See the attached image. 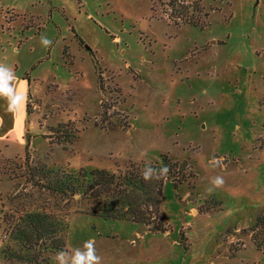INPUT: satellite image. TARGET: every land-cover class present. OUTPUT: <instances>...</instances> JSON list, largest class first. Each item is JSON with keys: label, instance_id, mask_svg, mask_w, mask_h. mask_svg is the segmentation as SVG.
Listing matches in <instances>:
<instances>
[{"label": "rangeland", "instance_id": "1", "mask_svg": "<svg viewBox=\"0 0 264 264\" xmlns=\"http://www.w3.org/2000/svg\"><path fill=\"white\" fill-rule=\"evenodd\" d=\"M186 1L0 0V64L21 95L0 97V264H58L18 230L41 211L63 219L66 250L93 240L101 264H264V6ZM162 154L187 165L152 229L87 214L99 199L32 174Z\"/></svg>", "mask_w": 264, "mask_h": 264}, {"label": "trees", "instance_id": "2", "mask_svg": "<svg viewBox=\"0 0 264 264\" xmlns=\"http://www.w3.org/2000/svg\"><path fill=\"white\" fill-rule=\"evenodd\" d=\"M185 20L190 21L187 18ZM88 49L91 51L90 48ZM26 106L29 108V103ZM186 165V162H174L167 154H162L158 162L131 164L125 171L118 170L117 173L104 169L83 168L75 173H66L57 167L56 170H50L46 166L36 169L32 174L35 176L40 174L42 181H48L45 188L52 193H59L63 199L68 198V195L73 197L80 195L87 203L99 199L97 208L85 211L87 214L104 220L143 223L152 229L153 221L158 218L165 180H176L174 175L180 173ZM145 166L156 169L167 166L169 171L162 179L145 181L141 177V171ZM51 174H54L56 179L52 178ZM263 219L264 212L258 216L257 221ZM24 220L29 221L27 224L29 230L21 226L18 230L22 232L26 244L32 245L28 243L29 239L37 237L40 243L43 242L40 244L43 252L48 249H52L53 252L65 249L66 224L61 222L62 218L54 219L48 213L41 211L28 215ZM155 230L163 229L155 228ZM49 259L46 258L44 262L48 263ZM31 264L38 263L34 260Z\"/></svg>", "mask_w": 264, "mask_h": 264}, {"label": "clouds", "instance_id": "3", "mask_svg": "<svg viewBox=\"0 0 264 264\" xmlns=\"http://www.w3.org/2000/svg\"><path fill=\"white\" fill-rule=\"evenodd\" d=\"M40 42L42 46L49 47L52 45V40L45 35H41ZM11 70L13 75L8 74V70ZM15 73L11 66L0 64V97L11 100V103L21 100V95L15 86ZM11 82V83H10ZM14 98V99H13ZM11 110V106H9ZM169 169L167 166L159 169L145 166L141 171V177L145 181L159 180L167 175ZM211 183L215 187H221L224 184L222 177H215ZM58 264H101L102 258L97 254L95 248V242L93 240H87L84 242L82 248H75L71 250L62 249L56 255Z\"/></svg>", "mask_w": 264, "mask_h": 264}, {"label": "crops", "instance_id": "4", "mask_svg": "<svg viewBox=\"0 0 264 264\" xmlns=\"http://www.w3.org/2000/svg\"><path fill=\"white\" fill-rule=\"evenodd\" d=\"M186 1V0H185ZM188 1H186V3H187ZM253 2V4L252 5H254V12H255V15H256V12H257V6L258 7H260V6H264V0H253L252 1ZM178 20H180V21H182V19L181 18H178ZM256 52H258L257 50H255V53ZM27 105V102L25 101V106ZM27 107V106H26ZM25 129H26V127H24V128H21V130H20V137L22 138V139H24L23 138V135L25 134Z\"/></svg>", "mask_w": 264, "mask_h": 264}]
</instances>
